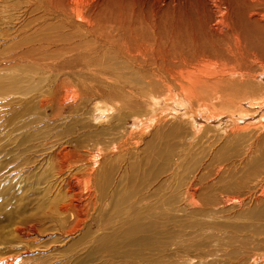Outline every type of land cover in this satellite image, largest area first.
<instances>
[{"label": "rangeland", "instance_id": "obj_1", "mask_svg": "<svg viewBox=\"0 0 264 264\" xmlns=\"http://www.w3.org/2000/svg\"><path fill=\"white\" fill-rule=\"evenodd\" d=\"M167 3L168 0H161L162 5ZM181 4H177L174 8L171 7L172 9L163 8L162 11L165 12L160 13L158 9L161 6L157 0H0V168L1 161L7 160L1 156L2 152L4 155L9 154V160H13L12 167L21 161L23 152H19L14 143L18 144L27 133L35 134V138L33 142L31 141L30 150L23 155L39 157L41 158L39 166L42 164L39 171L29 169V166L35 165L34 163H29L28 169L15 167V175L19 177L18 179L25 184L28 181V187L26 184V188L19 191L17 198H22V200L19 198V205L24 203V197L31 201L32 204L29 207L36 204L39 201L36 197L40 195L37 192L44 184L39 181L43 179L44 173L45 176L50 174L49 167L51 168L53 162L47 161V157L44 158L48 154L44 147L47 136H50L48 142L56 140L55 136L59 138L60 131L64 129L66 135L61 137L63 139L71 138L75 135L74 133H79L81 136L85 134L84 137L90 141H94L97 137L98 140H104L106 136L110 137L108 136L110 132L108 130L109 113L105 109L107 106L103 104L105 107L95 118L92 112L99 101H106L110 105L115 97L130 96L129 94L134 92H131V89L136 86L134 83L138 78V73L125 59L127 45L135 47L139 43L158 40L162 48L181 47L194 51L198 48L210 49L212 47L215 40L206 28L207 14L204 13L207 11L205 12L204 5L199 0H186ZM176 7L180 9L177 10ZM236 18L249 52L246 59L254 62L263 60L264 16L261 20L255 19L250 17L245 10L240 9ZM262 78L264 80V75ZM66 88H71L73 93L78 91L80 96L67 98ZM52 98L55 101L53 105L42 106V100L47 103ZM61 99H65L74 107L78 106L79 111L71 112L74 110H70L72 108L67 105L62 112L65 117L58 119L56 115H59L61 111L58 110ZM243 106L245 109L252 108L249 102H245ZM163 107L165 104L160 108ZM148 112L145 113L153 115V112ZM181 116L183 118L184 115L180 113L164 115L163 118L167 117V121L164 120L163 126L161 124L164 121L161 120L156 127H152V130L146 133L142 146L140 145L138 150L133 151L134 153L131 151L125 156H120V153L117 157L108 154L102 159L104 180H106V185H113L112 191L114 192L103 214L106 215L108 221H111V224L114 222L118 225L112 228L117 232L127 230L134 224L143 226L145 223L143 227L146 226L147 232H143V235L147 236L150 231H153V234L162 241L163 247L166 248V254L174 253L173 255L181 261L192 259L185 264H207L215 260L230 264L231 262L225 261L223 257L225 248L239 247L235 246L231 240L232 236L235 233L239 234L240 228L256 222L258 214L264 208L262 206L264 202H256L253 199L256 185H258L255 183L260 177L255 173L251 174L255 180L248 179V172L250 173L251 166L255 163L253 160L236 159V164L235 161L229 164L232 168L225 167L226 164L221 158L241 148L238 135L232 134L235 137H231L232 135L228 137V134L230 135L228 129L230 130L231 125L229 126L225 120L209 122L210 120L206 117L196 115L195 127L207 124L212 128L201 132L196 131L197 134L194 137L190 126L183 121L176 120ZM242 118L245 119V117ZM134 120V117L128 119L129 128L137 126ZM69 130L71 134H67ZM103 133H106L105 136ZM51 136H54V139ZM197 138L200 139L197 140ZM262 142L261 146L264 145V140ZM11 146L15 148H10ZM261 157L258 155L256 158ZM106 158H113V160L107 161ZM153 166H156V170ZM157 166L163 171L162 174L158 171L161 175L157 172ZM219 169L220 172H218ZM152 171L157 172L155 176L158 174L157 178L152 179L155 185L157 184L154 187V193L158 196L154 193L151 196L138 194L134 198L138 205L132 210L136 213H134L135 216L132 215V211L129 213L122 211L119 214L114 212L116 204L123 205L120 196L126 194L127 188L129 190L134 186L133 189L142 190L147 185L149 190ZM126 181L131 182L130 185ZM241 182L243 184L238 186ZM228 186L232 190L228 189ZM248 186L253 189L251 190ZM237 190H239L238 195L234 193ZM145 191L142 190V192ZM234 196L240 197L242 202L240 204L229 203V198ZM116 198H119V202L115 203ZM105 217L101 216L103 219ZM97 218H100V215H97ZM97 220L95 222L98 223ZM121 227L123 229H118ZM98 230L97 225L90 232L96 233ZM49 231L39 240V242H46L40 247H34L28 254V256L41 255L30 259L31 264H34L33 261H40V264H60L57 260L69 259L75 252L70 244L64 243L69 240L65 238V233L53 235ZM105 231V229L100 230L98 234ZM84 232H79L75 238H82ZM177 239L181 241H176ZM231 243L233 246L230 245ZM263 243L264 235L250 241L244 250L259 252L258 248ZM232 264L239 263L233 261Z\"/></svg>", "mask_w": 264, "mask_h": 264}, {"label": "bare ground", "instance_id": "obj_2", "mask_svg": "<svg viewBox=\"0 0 264 264\" xmlns=\"http://www.w3.org/2000/svg\"><path fill=\"white\" fill-rule=\"evenodd\" d=\"M183 1L186 0H168L167 4L162 5L161 0H157V3L161 6L158 11L160 13L165 12L162 11L163 8H174ZM199 1L204 5L205 12L207 11L204 13L207 14L205 22L206 28H208V31L211 32L215 40L212 47L210 49L198 48L194 49V51L185 48L182 49L181 47L175 49L169 47L162 48L160 42L158 40L155 41L154 38L153 40L155 42H143L135 45V47L127 45L124 54L125 59L127 62L131 63L133 69L138 73L137 80H135V83L132 82L136 84V86L131 89V92H134L129 94L130 96L115 97L110 105L106 101H99L95 104L92 112L95 118L99 115V111L101 112V109L104 108L105 105L107 106L105 109L109 113L108 119L110 125L108 126V130H110V132L108 136L110 137L107 138L106 136L104 140H98L97 137V141H95V139V142L93 140L92 142L88 140L87 137H84L85 134L81 136L79 133H74V131L73 133L75 135L72 134L73 136H71V138L63 139L61 137L66 135V131H63L64 129L60 131L59 138L55 136L57 138L56 140L48 142L50 136H47L45 138L47 142L44 143V147L47 149L48 156L45 155L44 158L47 157L46 160L52 161L53 164L51 163V168L48 165L50 170L48 176H45L43 172V179L39 182H44V184L41 190L37 192V194L40 195L37 197L35 196L39 201L32 207H29L32 203L28 199H25L27 197H24L23 204L19 205L18 203L20 200L19 198H21H17L19 191L20 189L23 190L26 188L25 185L28 181L26 180L27 183L25 184L23 181L19 180V177L15 175V169L18 168L16 166L28 169V164L34 163L35 165L29 166V169H36V171L40 170L39 168L42 165L39 166L41 158L32 155L29 157L25 156L26 152L30 150V144L33 142L35 134L27 133L25 138L23 137L18 144L14 143L17 145L19 152H23V158L21 157V161H18L16 166L13 164L14 167H12L11 163L13 160H9L8 153L4 155L2 152L1 156L5 157L7 160L1 161L2 164L0 168V264H26L27 262V264H31L29 262L30 259L41 255L35 254L28 256V254H30L34 247H40L46 242H39V240L49 230H51L49 232H52L53 235H63L65 233V238L69 240L64 243L70 244V247L75 251L69 259L57 260L60 261V264H185L187 261L192 260L188 258L186 261H181L173 255L174 253L171 255L166 254V248L163 247L162 241L153 234V231H150L147 236L143 235V232H147L146 226L143 227L145 223L143 226L134 224V226L132 225L127 230L117 232L113 229L118 225L114 222L112 224L115 225H112L111 221H108L107 217H105L106 215L104 216L103 214L106 204L110 197H112L113 185H106L103 174L104 166L101 165L102 163L104 164L102 159L108 154L117 157L120 153V156H125L131 151L134 153L133 151L138 150L140 145L142 146L146 133L151 131L152 127H156L161 120L167 121V117L166 119H164L165 117L163 118L164 115H176V113L184 115L183 118L181 116L176 120L183 121L187 126H190V131H192L194 137L197 132L212 128V126L207 124L201 125V127H195L194 120L196 115L206 117V119L210 120L209 122L215 120H219L220 122L221 120H225L229 126L231 125L229 127L230 130L228 129L230 133V135L227 133L228 137L232 134L238 135L240 137L239 140H241V148L240 150L237 149L235 153H231V155L221 159L226 164L225 167H231L229 164L233 161H235L236 164V159L253 160V163H255H252L253 165L251 166L250 173L248 172V179L253 180L254 178L251 177V174L253 175L255 173L259 174L260 177L255 183V185H258H256L257 187L255 186L256 192L253 194V199L256 202H264V145H260L264 140V80L262 78L264 75V59L258 62L248 61L249 59H246V55L249 52L247 51V44L242 37L240 28L237 25L236 18L238 11L242 9L245 10L250 17L261 20V17L264 16V0ZM190 5H192V3ZM179 9L180 7L177 8V10ZM86 17L87 16H85V18ZM154 22L156 23V21ZM65 94L67 98L80 96L78 91L73 93L71 88H66ZM54 102V98L49 99L47 103H45V100H42V106L46 107L48 105H53ZM245 102H249L252 108L245 109L243 106ZM163 104H165V107L160 108ZM67 105L72 108L70 110H74L71 112L77 113L79 111L78 106L74 107L73 104L65 99H61L59 100L58 106V110L61 111L58 113L59 115H56L58 119L60 117H65L62 115V112ZM53 108H55V106H53ZM147 111H149L148 113L153 112V115L152 113V116L145 113ZM133 117L135 118L134 123L137 126L134 125L132 128H129L127 126L128 119ZM242 117H245V119ZM112 119L114 121L111 122ZM255 119L257 120L254 121ZM165 121L161 126H163ZM214 127L215 124L213 128ZM68 132L67 134H71L70 130ZM105 134L103 133V136H105ZM234 135L231 137H235ZM52 138L54 139V136ZM199 139L197 138V140ZM10 148L15 147L11 146ZM258 155L262 157L256 158ZM106 160L112 161L113 158H106ZM237 162L239 161L237 160ZM242 163H244V161ZM237 165L239 166V164ZM153 167L156 170V166ZM158 171L161 172V174L163 172L159 170V167L157 168V172ZM220 171L219 169L218 172ZM157 172L152 171V175H150L151 181L149 182L151 183L149 184V190L147 185L142 188L143 191L146 190L145 192H142L140 189L136 190L137 188L133 189L132 187L134 186L130 187L129 190L127 188L125 190L126 194L120 196V201L123 205L116 204L114 212H118L119 214L122 211L126 213L132 211L134 207L138 205L137 200L134 199L138 194H141V196H151L155 192L154 187L157 185H155V181H152V179L157 178L158 174L161 175L158 172L155 176ZM141 176L143 177L142 174ZM239 178L237 180H239ZM130 183L128 185H130ZM241 184L243 183H238V186H241ZM248 187L250 188V186ZM158 188H160V186ZM228 189H230L229 186ZM47 192L49 194H47ZM234 193L238 195L239 190ZM154 195L156 196L157 194L154 193ZM155 199H157V197ZM187 199L189 198L187 197ZM142 201L144 202V200ZM116 202H119V198H116L115 203ZM150 202H152V200ZM236 202L240 204L242 202L241 198H237L236 196L229 198V203ZM154 203L155 202H153V204ZM224 203L226 204L227 202ZM48 209L51 210L48 211ZM134 213L135 212H133L132 215H134ZM97 215H100V218H97ZM101 216L105 218L103 219ZM150 216L152 217V215ZM95 220H97L98 223L95 222ZM97 225L99 230L96 233H91L90 231ZM104 229L106 230L104 233L98 234L100 230ZM118 229H123V227ZM240 230L241 232L239 234L235 233L231 238L235 246L238 245L239 247H229L230 249H227L228 247L225 245L227 247L223 253V257L226 259L225 261L231 262L230 264H232L233 261H237L239 264H264V243L258 248V250L260 249L259 252L256 250L253 252L244 250V247H246L250 241L264 235V208L258 214L256 222L246 225L240 228ZM81 231H85L82 235L83 237L75 238ZM176 241L179 240L177 239ZM223 242L224 241H222V243ZM185 244L187 245V243ZM230 245L233 246L232 243ZM33 262L34 264H36V262L38 264L41 263L40 261ZM224 263L226 262L222 260L207 262V264Z\"/></svg>", "mask_w": 264, "mask_h": 264}]
</instances>
